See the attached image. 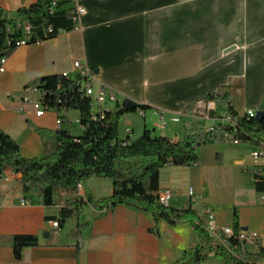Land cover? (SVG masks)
<instances>
[{"label": "crops", "instance_id": "0c3cea01", "mask_svg": "<svg viewBox=\"0 0 264 264\" xmlns=\"http://www.w3.org/2000/svg\"><path fill=\"white\" fill-rule=\"evenodd\" d=\"M37 1L0 0V8L15 18ZM76 4L85 10L81 32L63 31L19 47L0 72V132L20 145L25 158L44 154L48 136L58 131V114L51 110L38 118L24 100L39 98L33 90L42 78L74 76L76 61H86L99 82L117 93L109 110L127 98L139 104L121 119V139L151 131L177 143L227 126L225 106L216 104L209 120L196 116L194 106L229 85L237 86L234 101L243 114L264 112V0H76L61 10ZM98 113L95 104L93 114ZM66 114L60 130L81 136L80 114ZM260 151L263 156L255 159ZM198 154L196 166L164 167L159 192H171L168 206L192 210L203 225L212 210L219 227L258 233L260 239L242 248L254 260L264 248V192L257 190V184L264 186V149L223 142L203 146ZM21 178L12 169L0 175V264H175L200 245L187 222L170 225L125 205L102 209L100 203L114 192L110 179L58 191L54 205L46 206L36 190L23 189ZM75 202L86 203L78 220H63L61 209ZM17 235L39 240L20 260L11 242ZM206 264L223 262L213 254Z\"/></svg>", "mask_w": 264, "mask_h": 264}, {"label": "trees", "instance_id": "16d2710c", "mask_svg": "<svg viewBox=\"0 0 264 264\" xmlns=\"http://www.w3.org/2000/svg\"><path fill=\"white\" fill-rule=\"evenodd\" d=\"M54 1L38 0L31 7L19 10L15 18L0 8V61L15 52L27 26L32 28L34 41L45 40L49 27L54 30L49 39L56 37L59 31L74 30V9L61 10L73 1L58 0L52 13ZM236 88L235 85L222 87L215 94L202 98L227 108L230 121L227 126L189 134L175 143L165 137H154L151 131H145L135 140L129 137L121 139L120 121L130 113L121 104L100 118V113L93 114L94 98L81 93L71 77L42 78L38 89L45 94V104L58 112H78L83 133L79 137L62 130L51 133L48 136L50 145H47L44 154L36 159H27L16 141L0 132V175L7 169L20 174L23 189L36 190L43 196L46 206L54 205L58 191H75L84 181L92 178L110 179L114 192L111 198L100 203L102 209L125 205L149 213L156 221L164 220L170 225L187 222L194 228L200 237V245L186 251L175 264H206L213 254L223 264H259L264 260V248L259 250L254 260L249 261L236 238L237 228L233 230V238L227 239L225 244H216L197 214L192 210L179 211L163 206L156 196L164 167L196 166L199 162L198 150L206 145L227 142V134H232L239 144L264 149V118L258 121L236 107ZM257 190L264 192V186L257 184ZM85 205V202L70 203L69 207L61 209V218L77 221ZM81 228L77 223L76 229ZM11 242L17 260L21 259L24 249L39 246L38 238L31 235L14 236Z\"/></svg>", "mask_w": 264, "mask_h": 264}, {"label": "built area", "instance_id": "2783aa9c", "mask_svg": "<svg viewBox=\"0 0 264 264\" xmlns=\"http://www.w3.org/2000/svg\"><path fill=\"white\" fill-rule=\"evenodd\" d=\"M73 2H76V0H72ZM58 3V0L54 1L51 12L53 13L55 11V7ZM85 10L79 7L77 4L73 11V20H74V30L81 32V18L84 15ZM53 28L49 27L46 30V38L45 40H36L34 41L32 28L27 26L26 27V33L25 35L20 39L19 42H17L16 46L17 48L27 46L30 44H39L46 40H48L53 35ZM63 31H59L58 34L62 33ZM7 63V58H3L0 61V72H5V66ZM74 69H75V75L73 76L70 73H63L62 75H68L71 77V80L75 83H77L78 89L81 93L89 94L90 96L96 98V109L100 111V118L104 117L105 112L109 111L107 108L108 102L110 103H116L117 102V93L112 90L109 87L103 86L95 73V71L89 67L86 61H76L74 63ZM35 94H38L39 98L36 100H30L26 98L24 100V103L30 104L35 111V116L40 118L45 115L46 112L54 110L50 108L47 104L44 102V96L45 94L39 91L38 88L33 90ZM55 111V110H54ZM216 111V104L212 101H204V103H195L194 106V114L202 119L209 120L212 118V115ZM58 114V118L56 121V125H59L60 127L63 126L65 123L67 114L66 110L56 111ZM255 114L254 112H247ZM228 119V117H227ZM229 120V119H228ZM174 122L178 123L179 120L175 119ZM230 123V121H229ZM167 123L162 119L161 120V127L165 128ZM217 128V127H216ZM225 141L232 142L234 144H239L238 141L233 139L232 134L225 135ZM263 156V152H256L253 157L255 159H258ZM191 196H193V192L190 193ZM157 201L159 204L168 207L170 200L172 199L173 194L171 192H158L156 194ZM206 221L205 224L210 225L211 228V238L214 243L216 244H225L227 239L233 238L235 234H227V227L221 228L217 224V219L212 210H207L206 213ZM54 228H58L59 224L58 222L53 224ZM252 234H258L255 232H243L239 231L238 235L236 236L240 247L246 248L248 244H252ZM260 239V235H259ZM245 258V257H243Z\"/></svg>", "mask_w": 264, "mask_h": 264}, {"label": "water", "instance_id": "95a60500", "mask_svg": "<svg viewBox=\"0 0 264 264\" xmlns=\"http://www.w3.org/2000/svg\"><path fill=\"white\" fill-rule=\"evenodd\" d=\"M121 107L125 110H128L129 112H133L139 108V104L137 102L127 98L122 102ZM263 118H264V112H257L256 113V120L260 121ZM47 236L48 235H46V237Z\"/></svg>", "mask_w": 264, "mask_h": 264}, {"label": "bare ground", "instance_id": "6f19581e", "mask_svg": "<svg viewBox=\"0 0 264 264\" xmlns=\"http://www.w3.org/2000/svg\"><path fill=\"white\" fill-rule=\"evenodd\" d=\"M63 77L66 78V77H70V76H68V75H63ZM87 95L90 96L89 94H87ZM91 97H92V96H91ZM93 98H94V97H93ZM95 104H96V102H95V98H94V105H93V108H94ZM247 114H248L249 117L256 118V114H252V113H247ZM56 128H57L58 131L61 129V127H60L59 125H56ZM211 131H213V129H212ZM204 225H205V229H206L207 233H208V234L210 235V237H211V228H210V225H208V224H204ZM227 234H234L233 229H231V228H227ZM258 238H259V235H258V234H252V242L257 241Z\"/></svg>", "mask_w": 264, "mask_h": 264}, {"label": "rangeland", "instance_id": "374dc122", "mask_svg": "<svg viewBox=\"0 0 264 264\" xmlns=\"http://www.w3.org/2000/svg\"><path fill=\"white\" fill-rule=\"evenodd\" d=\"M73 112V111H72ZM243 115V114H242ZM77 127H76V129H78L79 128V126L78 125H76ZM80 129V128H79ZM78 129V130H79ZM262 139L264 140V134L262 135Z\"/></svg>", "mask_w": 264, "mask_h": 264}]
</instances>
